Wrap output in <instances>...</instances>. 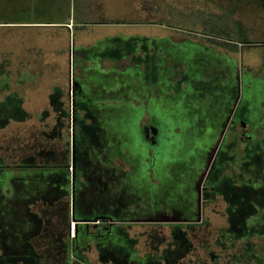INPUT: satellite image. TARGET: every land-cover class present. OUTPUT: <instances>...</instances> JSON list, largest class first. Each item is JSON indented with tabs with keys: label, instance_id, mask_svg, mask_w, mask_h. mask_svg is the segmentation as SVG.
Wrapping results in <instances>:
<instances>
[{
	"label": "rangeland",
	"instance_id": "1",
	"mask_svg": "<svg viewBox=\"0 0 264 264\" xmlns=\"http://www.w3.org/2000/svg\"><path fill=\"white\" fill-rule=\"evenodd\" d=\"M256 1L108 0L106 7L95 3L88 9L91 20L108 22L83 29L0 25L6 77L0 86V118H12L0 128V160L6 166L61 164L45 154L66 148L70 119L60 120L62 141L48 136L59 116L49 94L61 88L63 109L70 112L75 80L77 93L83 94L76 102L78 116L88 107L105 147H86L87 158L99 161L105 171L102 179L90 178L89 188L111 180L112 165L121 169L117 175L123 181L111 214L124 225L99 240L100 254L124 261L135 257L134 247L142 257L153 252L152 235L171 240L170 226L155 223L203 216L209 226L187 235L191 246L180 264H220V259L226 264L227 253L214 245L217 231L228 225L226 205L218 198L202 212L199 185L225 135L230 147L224 145L215 172L231 170L232 181L261 191L254 208L264 206V2ZM15 4L10 0L4 6L11 7L0 8V21L18 16ZM60 11L54 18H64L68 9ZM50 14L39 11L37 16ZM13 94L28 115L20 122L13 120L24 117L11 101ZM233 111L234 123L223 134ZM144 126L157 130L156 144L147 140ZM56 177L55 171L36 169L1 174L0 230L17 231L13 241L19 248L35 230L26 207L56 198ZM70 181L60 188H72ZM35 202L29 210L41 214L47 206ZM248 211L254 220L255 211ZM46 217H52L50 212ZM257 220L255 229L264 233V215ZM30 243L36 249L44 244L41 239ZM209 246L221 255L217 263L211 261ZM83 253L89 264H114L99 260L92 241Z\"/></svg>",
	"mask_w": 264,
	"mask_h": 264
},
{
	"label": "flooded vegetation",
	"instance_id": "2",
	"mask_svg": "<svg viewBox=\"0 0 264 264\" xmlns=\"http://www.w3.org/2000/svg\"><path fill=\"white\" fill-rule=\"evenodd\" d=\"M256 2L261 4L264 0H257ZM74 85V91L71 93L70 112H66L65 109H63L64 105L62 103L60 105H58L59 102L54 104L53 110L56 113H59V116L56 119V125L48 135L49 137L60 138L62 141L65 133L63 131L64 124L60 120L63 117H66L70 119V125L66 126L67 131H70V142L67 141L66 148L61 149V152L59 153L50 151L45 154L46 159H51L54 162L59 161L61 164L57 165L55 163V165H48L47 162H45V164L42 165L52 167V169H45L43 171L56 172L57 178L55 189L58 192V196L52 201L39 200L42 202L41 204L45 205V207L47 206L46 209L41 211V214L33 213L34 215H30V212H28V215L34 220L37 228H42L45 238H48L47 247L44 249L45 251L43 253L42 250H35L32 245L33 249L31 250V254L35 257L34 264H89V259L83 252L90 250V242L92 241L95 248L101 252V247L98 246L99 240L110 238L114 228L124 225V223L115 221L111 214L115 210L114 204L116 203L121 185H123L121 178L118 180V175L120 174L121 169L117 167V165L110 166L108 174L111 175V180H106L105 183L98 185L96 189L89 188L88 181L90 178H98L97 180L100 178L102 179L105 171L100 167L99 161H92L87 158L88 154L86 153V147H88V143L93 146H98L97 149H99V151H102L105 147L99 142V132L95 128L93 122L96 118L94 115H91L88 107H82L83 117L78 116L80 113L76 110V102L78 98H82L83 94L81 96L80 93H77L76 87L79 84L75 80ZM82 85H84V81ZM233 117L234 111L231 114V118L229 119L228 125L223 134H226V132L231 129V125L234 123ZM143 131L148 141L153 144L157 143L156 129L144 126ZM244 142L246 141L242 140V144H244ZM242 144L241 148L243 149ZM224 145L226 149H229L230 146H227L225 135L218 145L209 166L206 168L199 185V203L202 212L205 204L212 203L218 198H221L226 205L225 215L228 225L217 231L218 237L214 243V245L219 247L221 251V247L223 246L220 242V237L222 235L221 232L227 231L228 233H232V231H234L229 222V216L234 214L242 215L248 210L255 211V214H264V206L262 209L258 210L253 206V200H257L258 198L261 199V191L257 192L256 188L248 186V183L232 181L234 180V176L232 175L233 172H231V170L215 172V166L218 163L220 153L226 151ZM41 154L44 155L43 152ZM23 163L26 162L23 161ZM96 163L97 165H95ZM94 167H99L100 169ZM25 170L26 169L17 171ZM119 177H121V175H119ZM71 178L73 184L72 188H70V185L67 191L60 188V185L63 186L67 183L66 180L71 182ZM209 183L214 184V186L211 184L209 185ZM215 190L216 192H214ZM35 201L31 202L30 205L37 204ZM26 209L29 210V207H26ZM46 211L50 212V216H52L51 218L46 217V219H43ZM72 224L74 231L73 236H71ZM155 224L169 225L171 228V240L164 242V238H157L152 235V243L155 242L156 244L153 246L152 253L141 257L133 247V250L136 252L135 257L133 258L129 256L126 257V260L124 261H112L109 256L99 254V260L101 262H108L111 260L114 264H168V253L170 250H172V253H175L177 250L178 255L170 260H174V264H180L182 259L187 256L191 246V243L187 239V235L195 232L198 228L209 226L208 221L203 220V216L197 220H178L164 224ZM131 226L132 225H128L127 227ZM75 230H77V234H75ZM174 232H179L180 235L175 236L173 235ZM2 244L7 253V260L5 259V262L9 264H24L23 254L27 251L26 247L19 248L15 243H13L15 244L13 246H8L4 242ZM171 244L173 245L171 246ZM160 246H163V249L159 251ZM185 246L186 251L184 252ZM181 247L182 249H180ZM178 249L182 250V253L179 252L180 250ZM207 250L210 251L211 247L209 246ZM233 252V250L227 252L228 260L226 261V264L230 262L229 253ZM213 255L214 254L210 251L211 261L217 263V260L221 258V255H217L218 257L216 260H214ZM0 262L4 264L1 260ZM221 262L220 259V264H222Z\"/></svg>",
	"mask_w": 264,
	"mask_h": 264
},
{
	"label": "crops",
	"instance_id": "3",
	"mask_svg": "<svg viewBox=\"0 0 264 264\" xmlns=\"http://www.w3.org/2000/svg\"><path fill=\"white\" fill-rule=\"evenodd\" d=\"M11 1L16 2L15 8L19 12V14H17L18 16H15V18L12 20L0 21V25H8V26L17 25L19 27H27L31 29L61 26L69 30V29H75L76 27L83 29V28H86L87 25L104 24L108 22V21L97 20V19L91 20V16L93 15L92 14L93 12L91 13V11H88V9H92L93 7H95L94 5L95 3L98 4V8L106 7L104 5L107 3L108 0H11ZM6 2H10V0H0V8L11 7V5L4 6ZM60 9H68V12H65V14L64 13L62 14L65 17L61 19H58L57 17L54 18L53 15L56 14V12L60 13L61 12ZM39 11L40 12L44 11L47 13L51 12V14L49 15V17L37 16V13H39ZM111 23L112 21L111 22L109 21V24ZM113 34H115V32ZM82 47L86 48V46L85 47L82 46ZM58 88L57 86H55L53 89H56V91L54 92L52 91V93H50L49 95L51 99L57 98V100H55L56 103L60 102L64 104L62 101L63 91L61 88H59L60 92H58ZM53 101L54 100L52 99L51 101L52 105H53ZM38 200L40 199H37V201ZM29 205L27 207H29ZM26 212L27 213L30 212L29 213L30 215L34 213L28 209H26ZM30 220H31V225L35 226L33 227L35 230L34 232L32 230V235L28 237L27 239L28 243L26 244L25 247L29 249V251H31L33 248L30 242L35 239H39V240L41 239L44 242V244L41 245V248L36 249L35 248L37 247L36 245L34 248L35 250H42V253H43L45 251L44 249H46L47 247L48 238H45L43 229L37 228V225L35 224L34 220L31 219V217H30ZM16 232L17 231L5 232L3 230H0V237H2V240L6 245L13 246L16 244L18 247V244L15 241H13V239H15V236H16L13 233H16ZM97 251L99 252V254L101 253L98 249Z\"/></svg>",
	"mask_w": 264,
	"mask_h": 264
},
{
	"label": "trees",
	"instance_id": "4",
	"mask_svg": "<svg viewBox=\"0 0 264 264\" xmlns=\"http://www.w3.org/2000/svg\"><path fill=\"white\" fill-rule=\"evenodd\" d=\"M262 8V6H261ZM264 9V8H262ZM239 38V36H236ZM239 43H243V42H239ZM218 44V43H217ZM228 44V43H227ZM230 44V43H229ZM234 46H237V43H233ZM4 75V70H3V63L0 64V86L1 84H3L4 81H6V77L3 76ZM4 80V81H3ZM0 89L2 90V88L0 87ZM53 101V106L56 103L55 100H57V98H52ZM11 101H15V106L18 109V112L20 114H23L24 117H22V119H18L16 117L13 118L14 121H23L25 119L28 118L27 113L22 109V102H20L21 100L17 97L16 94H13L11 97ZM3 102H0V105H4L1 104ZM61 103L59 102L58 105H60ZM12 118H7V117H2V119L0 118V128H4L6 126V124L11 120ZM31 158H28V162H30ZM25 161V162H26ZM27 164V163H26ZM22 169H26V170H37V171H43V170H49L52 169V167L50 166H41V168L38 167H34V166H29V165H25V166H6L2 163V161L0 160V175L4 172V171H15V170H22ZM213 185L212 183H209V185ZM216 192V190L214 191ZM211 199V198H210ZM264 214H254V220H252V214H249L248 211H245L242 215L241 214H234L232 216H229V222L231 224V227H233L232 233H228L227 231H222V235L220 237V242L221 244H223L222 248V252L223 253H227L231 250H233V253H229L230 256V262H228L227 264H264V233L258 231L257 229H255L257 227L258 224L260 225L259 221L257 220V217H262ZM1 220V217H0ZM248 224V225H247ZM251 226V227H250ZM227 233V234H226ZM175 236L180 235L179 232H174ZM3 240L2 237H0V260L4 263V264H9L7 262H5L7 253L3 248ZM173 244H171L172 246ZM182 249V247L180 248ZM178 249V250H180ZM186 251V246H185V250ZM179 252L182 253V250H180ZM32 251L30 252L29 249H27V251H25V253L23 254V258H24V264H34V256L33 254H31ZM178 255V251L176 250L175 253H172V250H170V252L168 253L167 257L169 256V258H167V260L169 261L168 264H174V260H170L172 259L174 256ZM214 256V260H216V258L218 257L217 255H213ZM7 260V259H6ZM0 264H2L0 262Z\"/></svg>",
	"mask_w": 264,
	"mask_h": 264
},
{
	"label": "water",
	"instance_id": "5",
	"mask_svg": "<svg viewBox=\"0 0 264 264\" xmlns=\"http://www.w3.org/2000/svg\"><path fill=\"white\" fill-rule=\"evenodd\" d=\"M74 84H73V88H72V92L74 91ZM75 234H77V230H75Z\"/></svg>",
	"mask_w": 264,
	"mask_h": 264
}]
</instances>
